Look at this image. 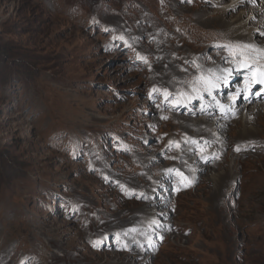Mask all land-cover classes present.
<instances>
[{
	"label": "rangeland",
	"instance_id": "obj_1",
	"mask_svg": "<svg viewBox=\"0 0 264 264\" xmlns=\"http://www.w3.org/2000/svg\"><path fill=\"white\" fill-rule=\"evenodd\" d=\"M229 1L0 0V264H264V144L222 145L264 34Z\"/></svg>",
	"mask_w": 264,
	"mask_h": 264
},
{
	"label": "bare ground",
	"instance_id": "obj_2",
	"mask_svg": "<svg viewBox=\"0 0 264 264\" xmlns=\"http://www.w3.org/2000/svg\"><path fill=\"white\" fill-rule=\"evenodd\" d=\"M247 3H256V0H232L227 3L225 7L222 9L220 8L217 10V13L219 14V22L222 25H229L230 30L229 33L234 37L235 39L243 42V43H249L252 36V31H258L259 35L258 37H261V35L264 34V2L262 4H259L260 7H254V8H248L250 11L249 14V20L250 21H257V23H254L253 28L248 26V23L244 21H240L241 16L243 15V11L240 13V16H238L236 19L227 18L225 14L229 11H232L236 9L237 7L244 6ZM216 7L219 8V4L216 3ZM248 5V6H250ZM247 8V7H246ZM245 9V8H244ZM242 10V9H240ZM221 14V15H220ZM236 17V16H235ZM248 19V18H247ZM254 38V36H253ZM254 40V39H253ZM257 41H260L259 39ZM252 42V41H251ZM255 42V41H253ZM256 56L262 59L264 61V49L257 50L255 52ZM249 105H243L240 107L246 108L245 110H242V113L247 112L249 109L247 108ZM253 108V107H252ZM255 109V108H254ZM260 109V108H259ZM256 111V110H255ZM243 123L250 121L251 122V129L249 131L245 130L243 137H236L235 140L230 143L229 141H222V145L225 148H229V151H232L236 153L233 157V163L239 164L241 161L240 155L247 154V151L245 150V146H242V144H245L246 142H250L251 138L250 132L253 131L257 135L258 138H256V141L259 142V144H264V111L254 113L252 116H245L244 118H241ZM254 139V137H253ZM255 140V139H254ZM245 147V148H244ZM260 171V170H259ZM222 175V174H221ZM249 175V174H248ZM251 178L248 182L249 187L247 188V197L252 199L253 194H262L264 196V174H259L258 172H253L250 174ZM247 184V185H248ZM249 200V199H248Z\"/></svg>",
	"mask_w": 264,
	"mask_h": 264
},
{
	"label": "snow or ice",
	"instance_id": "obj_3",
	"mask_svg": "<svg viewBox=\"0 0 264 264\" xmlns=\"http://www.w3.org/2000/svg\"><path fill=\"white\" fill-rule=\"evenodd\" d=\"M254 79L256 78L254 77ZM257 82L264 83V71L260 72L259 79Z\"/></svg>",
	"mask_w": 264,
	"mask_h": 264
}]
</instances>
